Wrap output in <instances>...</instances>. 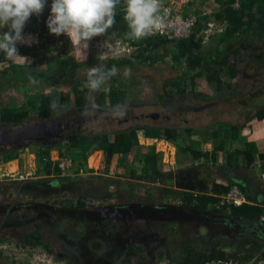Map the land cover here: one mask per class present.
<instances>
[{
    "label": "trees",
    "instance_id": "trees-1",
    "mask_svg": "<svg viewBox=\"0 0 264 264\" xmlns=\"http://www.w3.org/2000/svg\"><path fill=\"white\" fill-rule=\"evenodd\" d=\"M233 1L219 0V7L214 11L198 12L197 21L186 37L167 38L153 34L138 41H132L123 35L134 45L131 58L104 57L93 60L90 65V67L99 65L105 68L115 65L121 73L125 68H131L132 74L129 79L117 75L104 85L105 88H110L108 92L101 90L89 93V90L83 87L88 68L81 70L82 76L77 75V71L85 65V60L78 61L69 56L67 58L64 54L46 60L42 66H36L34 63H13L0 69V96L1 90L3 92L5 89L20 88L24 91L28 88L32 89L24 92V99L21 102H17L15 98L5 104L0 101V120L19 124L28 119L36 121L52 117L49 93L44 91L43 86L63 85L68 81L74 92L77 107L73 112L65 113L63 119L71 121V118H76L77 120L53 138L58 142L67 140L65 154L72 158L71 171L78 172L80 168L91 170L88 159L96 149L103 151L106 161H110L113 155L120 154L122 163L127 162L131 152H135L132 160L141 164V172L136 173V169L132 168L130 172L128 171L129 176L147 178V174H150L160 179L161 171L155 166L158 151L154 145L142 146L138 142V130L146 136L166 138L175 142L181 138L182 129L184 133L189 134L201 128L202 133L209 132L207 138L217 141L219 136H226L225 134L235 138L236 131L243 127V123L237 120L231 121L220 117H217V126L213 130H209L207 126L202 127L204 125L182 127L163 123L164 119L169 118L167 117L169 113L173 117L179 114L178 111L173 110V107L181 108V110L195 108L196 111H200L208 108L209 104L213 106L212 101L217 102L222 99L224 102H239L245 105L241 109L245 120L252 117L264 118V80L254 84L249 91H244L247 80H251L252 77H264V45H259V42L264 40V0H237V4ZM123 7L124 0H121L116 12V15L118 14L116 18L119 20L123 17ZM47 9L50 12V8L47 7ZM31 19L35 21V17ZM212 20L223 22L224 26L204 41L203 35L199 32L202 30L203 33L207 23ZM110 29L111 35H121V33L115 34L113 27ZM29 76L37 78L39 84L31 85ZM200 78L209 85L214 95H207L206 92L195 88V83ZM139 82L142 84L140 85ZM62 93V91L56 93L59 100L63 99ZM85 102L88 105L95 103L98 106L95 111L102 112L101 116L106 117L110 123H125V125L97 131L82 128L88 116L82 110L77 111L78 106ZM181 102L183 103L179 105ZM121 111L124 115L118 114ZM185 111L182 110L184 114ZM68 115H70L69 118ZM74 126L75 130L72 128ZM28 143L0 148V158L6 161L16 157L19 148ZM40 145L43 148H40L35 155L38 168L46 174L52 170L54 173H60L61 169L57 165L51 169L48 149L54 144L40 143ZM221 146L216 145L214 151L216 152L219 149L217 147ZM197 153L209 155L206 150H197ZM233 153L241 155L246 164L253 162L256 158L264 160V151H258L252 141H246L243 148L232 149L230 154ZM65 176L68 175H56L53 178L61 180L67 178ZM192 197L194 198L191 192L185 193V198H189L187 200H191ZM206 197L205 195L197 196L198 200ZM85 198L83 194H78L76 207H84ZM259 212L260 215L263 211ZM40 231L33 228L28 234L29 241L32 244L41 243L48 247L50 243L42 237ZM99 244L101 243H96V246ZM229 255L231 254L224 250L212 249L203 255L199 254L198 259L194 255L190 257L194 259L193 262L203 260L205 264L206 260L225 258ZM128 257L129 250L126 252V258Z\"/></svg>",
    "mask_w": 264,
    "mask_h": 264
},
{
    "label": "crops",
    "instance_id": "crops-1",
    "mask_svg": "<svg viewBox=\"0 0 264 264\" xmlns=\"http://www.w3.org/2000/svg\"><path fill=\"white\" fill-rule=\"evenodd\" d=\"M198 1L200 4L207 2V0ZM213 1L217 9L219 0ZM215 9L202 5L198 12H211ZM116 17L114 33H121L122 37L126 36L128 31L126 24L123 19L119 20ZM209 22L206 27L212 28ZM203 31L199 33L203 35L204 41L217 32L209 33L205 28ZM198 82L199 79L195 83V88L205 92L203 86H197ZM210 107L209 104L208 108L200 111H196L195 108H182L186 110L185 114L181 108L173 107V110L178 111L179 114L173 117L169 113L167 116L169 118L164 119L163 123L182 127L204 125L202 127L207 126L209 130H213L217 126L216 117L210 115L211 119H198L201 114H203L201 117L206 115L208 117ZM223 119L235 121L229 118ZM237 122L243 123V127L236 131L235 138L225 134L226 136H219L217 141L207 138L209 132L202 133L201 128L189 134L184 133L182 129L181 138L175 142L166 138L146 136L138 130V142L142 146L154 145L158 151L155 166L161 171L160 179L150 174H147V178L129 176L128 171L130 172L132 168L136 169V173L141 172V164L132 160L135 152L130 153L131 158L125 163L120 162L119 157L112 156L110 164L106 166V169L110 170H104L103 173L109 176L113 175H110V171L118 173L114 177L122 182L125 190L132 192L140 189L145 192V197L133 192L135 198L143 202L146 215H143L139 209L138 212L130 211L128 222L134 226L129 229L130 240L124 248V256L129 250L128 259L124 257L125 263L204 264L203 260L193 262L194 259L190 256L194 255L198 259L199 254L203 255L212 249H221L248 264H264V221L259 219V211H264V160L256 158L246 164L241 155L230 154L232 149L243 148L246 141H252L258 151H264V118L252 117ZM217 143L222 146L217 147L219 149L215 152L214 147L216 148ZM38 150V148L31 150L27 145L19 148L16 157L6 161L1 158L0 175L14 170H33L36 177L53 174V170L46 174L37 167L35 155ZM197 150H206L209 155H199ZM56 151L54 147L49 148V156L53 158ZM101 153L102 160L104 158L102 150ZM71 167L64 174L81 172V175L88 177L98 172L83 168H80V172H72ZM232 182H237L245 192L247 200L240 205H233L221 199L219 201L224 190ZM125 184H128V188ZM189 192L194 196L191 200L185 198V193ZM201 195L207 197L198 200L197 196ZM129 200L126 202H130ZM123 218L126 219L125 215ZM137 223L144 224L150 231V235L146 237L148 244L133 238L140 236V232L135 227ZM115 225L119 224L113 223L114 227Z\"/></svg>",
    "mask_w": 264,
    "mask_h": 264
},
{
    "label": "rangeland",
    "instance_id": "rangeland-1",
    "mask_svg": "<svg viewBox=\"0 0 264 264\" xmlns=\"http://www.w3.org/2000/svg\"><path fill=\"white\" fill-rule=\"evenodd\" d=\"M233 3L237 4L238 1L234 0ZM49 5H51L50 1L46 0L43 12L38 16H32V18L35 17V21L30 18L25 25L23 32L26 40L34 38L33 42L18 43L17 49L20 56L10 60V65L13 63H34L36 66H42L46 60L56 55L64 54V57L67 58L69 56L74 57L78 61L85 60V65L77 71V75L80 77L82 76L81 70L89 68L93 60L95 61L100 56H128L127 52L123 54L127 50H121L117 54L112 52L110 46L113 42L117 40L124 41L119 39L120 36L111 35V32H109L111 29L104 35L96 36L89 40L87 48L76 44L74 36L51 34L46 26V20L50 14L49 9H47V7L50 8ZM202 5L212 9L217 7L213 0H207V2H201V4L199 1L193 3L192 9L198 13ZM211 24L212 28L206 27L205 31L213 33L224 26L223 22L220 23L216 20L210 21L209 25ZM7 30V27H5L0 29V32ZM259 45H264V40L259 42ZM53 51L54 55L51 54ZM0 53L3 54L2 52ZM250 79L246 81V86H244L245 92L249 91L254 84L263 81L264 77H252ZM198 83L197 86H203L207 95H214L212 89L203 79L200 78ZM139 84L141 85L142 82H139ZM43 87H45L44 91L49 93V101L52 99H58L59 101L57 109L55 111L52 110V117H56L59 114L64 116L65 113L68 111L69 113L73 112L74 108L77 107L74 100V92H72L68 81L63 85H44ZM17 90L5 89L3 92L1 90L0 101L5 104L15 98L17 102H21L24 99V92L32 89ZM57 91L63 92L62 100H59V96H56ZM84 104L83 106L79 105V110L77 111L80 112L82 110L88 116L84 123L85 126L82 128L97 131L114 129L125 125V123H110L106 120V117L101 116L102 112L99 111L92 110L86 113L85 108L88 104ZM211 104L213 106L210 107L208 117H206L207 115L201 117L203 116L201 114L198 119L207 120L211 119V117L229 118L237 121L244 119L241 109L245 105L239 102H224L219 99L217 102L212 101ZM113 113L117 112L113 111ZM93 114L94 117H92ZM31 121L33 119H28V122ZM19 124L0 120V126H16ZM44 142L45 144H54L50 148H56L58 153L66 152V139L58 142V140L51 138ZM28 145L31 150L43 148L40 143H32V141ZM100 151L96 149L91 155L89 154V168L91 171H98L91 174L92 176L81 175L79 170L80 173L77 174H64L68 176L61 180L53 178L56 175L63 176L60 173L37 176L25 180L0 178V264H127L125 260L128 258L124 256V248L130 240L129 229L134 226L128 222L130 219L129 215H131L130 211L138 212L139 209L143 215H146L143 202H139L133 192L140 197H145V192L140 189L132 192L125 190L122 182L118 178H116L117 180L115 179V175L118 173L115 174V172L110 171V175L113 174L112 176L105 175L103 172L104 170H110L106 169V166L110 164L111 160L106 161L105 154L101 160L102 153L100 154ZM95 153L100 156H96ZM55 156L56 153L54 154ZM115 156L120 159L121 155L115 154ZM51 164V169H53L54 163L52 160ZM39 181L48 182L46 184ZM125 186L128 188V184H125ZM78 194H83L86 197L84 200L86 205L84 207H76L75 205ZM130 196L131 198H128ZM126 200L130 202H126ZM139 204L140 206H138ZM123 215H125L126 219L123 218ZM113 223H118L119 225L114 227ZM135 227L140 232V236H133V238L148 244L146 237L150 235V231L147 227L145 228V225L141 223L135 224ZM33 228L41 230L42 237L50 243L48 245L50 248L45 247L41 243H30L28 234L32 232ZM196 230H198L197 227ZM98 242L101 244L96 246Z\"/></svg>",
    "mask_w": 264,
    "mask_h": 264
},
{
    "label": "clouds",
    "instance_id": "clouds-1",
    "mask_svg": "<svg viewBox=\"0 0 264 264\" xmlns=\"http://www.w3.org/2000/svg\"><path fill=\"white\" fill-rule=\"evenodd\" d=\"M45 3L46 0H0V29H8L0 32V52L6 60L20 56L18 43L33 42L34 38L26 40L23 30L33 15L38 16L43 12ZM120 3L121 0H52L46 26L51 34L74 36L76 44L87 48L89 40L104 35L114 26ZM161 8L162 0H124L122 19L128 29L127 38L140 40L158 31L164 23V18L160 15ZM119 38L131 43L122 36ZM51 54L54 55V51ZM127 55L131 58V52ZM131 74V68H125L121 73L115 65L110 68L91 66L86 72L83 87L87 88L89 93L101 90L108 92L110 88H105L104 85L112 77L121 75L124 79H129ZM28 80L31 85L39 84V80L33 76H29ZM58 104V99L49 101V107L53 111L57 109ZM97 107L95 103H90L85 112ZM119 114L124 115V112Z\"/></svg>",
    "mask_w": 264,
    "mask_h": 264
},
{
    "label": "built area",
    "instance_id": "built-area-1",
    "mask_svg": "<svg viewBox=\"0 0 264 264\" xmlns=\"http://www.w3.org/2000/svg\"><path fill=\"white\" fill-rule=\"evenodd\" d=\"M197 1L198 0H162L160 15L164 18V23L160 26L158 31H155L154 34L167 38L188 36L195 25L199 14L193 9L191 10L192 4ZM123 41L124 42L117 40L112 43L110 48L114 54L119 53L121 50H127L124 52L130 53L134 48V45L128 41ZM10 64L11 61L6 60L4 55L0 53V69H3ZM95 155L100 156L96 153ZM49 159L53 161L54 165H57L59 169H61L60 174H64L66 170L72 166V158L65 153L56 152V156L53 158L49 156ZM34 177H36V173L33 170H14L0 175V178H6L8 180H25ZM220 199L233 205H239L247 200L244 190L237 182H232L226 191L222 193ZM259 219L264 221V211L259 215ZM205 264H248V262L241 261L234 256H228L225 258L206 260Z\"/></svg>",
    "mask_w": 264,
    "mask_h": 264
},
{
    "label": "water",
    "instance_id": "water-1",
    "mask_svg": "<svg viewBox=\"0 0 264 264\" xmlns=\"http://www.w3.org/2000/svg\"><path fill=\"white\" fill-rule=\"evenodd\" d=\"M60 128L59 121L55 118L27 121L16 126H0V148L23 145L51 135H59Z\"/></svg>",
    "mask_w": 264,
    "mask_h": 264
},
{
    "label": "flooded vegetation",
    "instance_id": "flooded-vegetation-1",
    "mask_svg": "<svg viewBox=\"0 0 264 264\" xmlns=\"http://www.w3.org/2000/svg\"><path fill=\"white\" fill-rule=\"evenodd\" d=\"M70 111H73V110H70ZM69 113V111L67 112V114ZM57 117V118H56ZM56 117H50L49 119H52V118H55L56 120L58 119V121H59V126L61 127L60 129L62 130V129H64V128H66V127H70V126H72L74 123H75V121L77 120L76 118H71L70 120L71 121H68V120H64L63 119V115H61V114H59V115H57ZM68 118H69V115H68ZM80 119V118H79ZM53 137H55L56 138V135H51L50 137H48V138H42V139H39V140H36V142L35 143H37V144H39V143H45L44 141H48V140H50L51 138H53ZM54 138V139H55ZM1 149H2V147H1Z\"/></svg>",
    "mask_w": 264,
    "mask_h": 264
}]
</instances>
